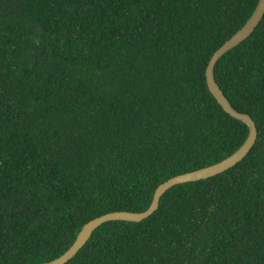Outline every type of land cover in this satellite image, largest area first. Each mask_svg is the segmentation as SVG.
Returning <instances> with one entry per match:
<instances>
[{
  "label": "trees",
  "instance_id": "obj_1",
  "mask_svg": "<svg viewBox=\"0 0 264 264\" xmlns=\"http://www.w3.org/2000/svg\"><path fill=\"white\" fill-rule=\"evenodd\" d=\"M257 2L0 0V264L50 261L243 144L205 68ZM213 71L255 122L247 154L101 223L64 264H264V14Z\"/></svg>",
  "mask_w": 264,
  "mask_h": 264
},
{
  "label": "water",
  "instance_id": "obj_2",
  "mask_svg": "<svg viewBox=\"0 0 264 264\" xmlns=\"http://www.w3.org/2000/svg\"><path fill=\"white\" fill-rule=\"evenodd\" d=\"M263 14H264V0H258L257 5L254 11L252 12V14L250 15V17L236 32H234L226 41H224L212 53L205 68L206 84L211 94L215 97V99L221 105V107L225 112H227L234 118L242 120L247 124L248 134L243 144L231 155H229L228 157L224 158L223 160L217 163L175 175L165 180L161 184H159L154 191L151 204L144 211L141 212H130L124 210L112 211L97 216L95 218H92L82 226L81 230L77 234L72 245L63 254L50 261L35 263V264H64L77 252V250L80 247H82V245L86 242V240L92 234L94 229L98 227L101 223L115 219L140 221L143 218H146L148 215H150L153 211H155V209L159 204V199L161 195L170 186L180 182L207 178L212 175L223 172L224 170L235 165L247 154L251 146L254 144L257 136L255 122L253 121V119L250 117L249 114L237 111L235 108L231 106L228 99L225 97V95L223 94L222 90L220 89V87L218 86L215 80L213 68L217 59L224 52L237 45L239 42L247 38L252 33L254 28L261 20Z\"/></svg>",
  "mask_w": 264,
  "mask_h": 264
}]
</instances>
